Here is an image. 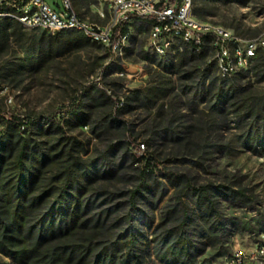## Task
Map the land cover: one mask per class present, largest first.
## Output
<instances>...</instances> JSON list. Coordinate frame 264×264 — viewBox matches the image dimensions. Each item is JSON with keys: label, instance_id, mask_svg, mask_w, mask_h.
<instances>
[{"label": "rangeland", "instance_id": "obj_1", "mask_svg": "<svg viewBox=\"0 0 264 264\" xmlns=\"http://www.w3.org/2000/svg\"><path fill=\"white\" fill-rule=\"evenodd\" d=\"M47 2L54 6L52 0ZM194 6L203 10L206 21L225 26L242 38L264 36V0H194ZM77 8L90 21L103 23L97 15V10H102L97 0L78 1ZM44 31L59 32L22 27L6 44L3 59L22 57ZM148 33L147 25L141 22L129 28L125 48L130 52L124 50L123 59L107 55L103 46L59 57L45 53L42 64L26 69L22 76L0 79V134L8 120L20 118L21 134L52 160L44 169L46 177L67 166L70 152L81 156L91 176L88 192L107 190L109 203L121 204V214L132 210L130 191L138 186L140 173L152 159L154 165L149 169L154 175L148 176L157 182L159 191L148 201H139L136 206L140 211L134 212L145 213L151 220V225L135 221L143 248L151 254L147 264H163L154 255V237L161 232L157 225L169 201L192 205L191 213L197 211L194 202L180 200L179 188L169 181V174L183 175L184 182L194 187L214 184L243 189L249 198L245 201L216 195L225 227L219 233L221 243L215 247L201 243L197 264H264V254H259L264 247V143H254L253 147L245 143L249 135L263 137L264 123L254 129L251 116L239 119L249 114L253 98L264 101V72L258 77L250 73L239 78L241 99L221 113L212 109L214 91L210 93L208 84L207 89H197L196 85L213 58L205 66L195 60L179 69L175 65L169 72L163 67L166 64L153 65L140 54L141 49L153 54L147 44ZM112 61L122 70L107 75L105 69ZM138 66L143 67L142 72ZM189 71L193 76L183 78ZM220 78L215 67L210 80L218 79V85ZM184 86L192 90L182 91ZM138 92L141 99L132 100ZM94 96H100V101L93 103ZM187 126L194 127L190 136L195 142L189 148L165 137L169 127L183 130ZM194 144L199 150L191 148ZM107 168L118 169L112 179L103 176ZM0 264L15 263L0 254Z\"/></svg>", "mask_w": 264, "mask_h": 264}, {"label": "trees", "instance_id": "obj_2", "mask_svg": "<svg viewBox=\"0 0 264 264\" xmlns=\"http://www.w3.org/2000/svg\"><path fill=\"white\" fill-rule=\"evenodd\" d=\"M78 1L85 0H74V6L81 17H86L77 8ZM2 11L15 10L5 8ZM194 14L205 20L203 10L194 8ZM139 22L146 24L149 30L153 23L148 18L135 21ZM22 27L17 19H0V43L3 45L0 47V79L15 80L22 76L26 69L42 64L41 56L45 53L59 57L88 47L103 46L85 38L76 30H62L54 34L44 31L38 43L26 49L22 57H14L13 61L3 59L6 44L12 36H18ZM128 33L129 28L123 26L121 34ZM105 49L107 55L113 58L114 53L107 47ZM124 50L126 53L130 52L128 48ZM140 54L153 65L166 64L163 67L169 72H172L175 65L179 69L195 60H200L202 66H205L212 58L208 48H199L197 45L183 46L182 50L163 58L154 53L148 54L143 49ZM215 67L212 59L202 70V75L199 74L196 88L204 89L208 84L210 93L214 91L215 102L212 109L224 113L227 105H233L234 100L238 102L241 99L242 90L238 79L246 75L240 73L232 78H220V84L217 85L218 79L210 80ZM121 70L112 61L105 72L108 75ZM262 72L264 61L259 59L252 73L258 77ZM192 74L193 71H189L183 78L187 79ZM181 89L192 90L188 86ZM137 99H141L140 92L133 95L132 100ZM93 101L99 102L100 96H94ZM250 102L249 114L240 116L239 119L244 121L251 116V127L257 128L259 123H264V101L253 98ZM236 110L240 111L241 107L238 106ZM19 121L20 118L8 120L5 131L0 134V254L15 264H145L151 259L149 250L143 248L142 233L135 223L139 219L151 225V220L145 213L134 212L140 211L136 206L139 201H148V197H154L159 191L157 182L150 181L148 176L154 175L153 170L149 169L154 165L152 159L148 161L147 170L140 173L138 186L130 191L129 203L132 210L121 214V204H110V198L105 196L107 190H98L92 194L88 192L91 176L87 173V167H83L81 156L75 157L70 152L67 166L46 177L44 169L52 160L21 134ZM192 128L194 127L187 126L183 130H177L169 127L165 137L173 142H184L189 148L195 142L190 136ZM245 143L249 147H253L254 143H264V135H249ZM194 145L191 148L199 150V146ZM143 147L145 148V144ZM117 172L118 169L107 168L103 176L112 179ZM167 177L179 188L181 201L187 199L194 202L197 211L193 213L197 217L192 216V205L173 203L170 200L157 225L161 232L154 237V255L163 264H197L201 243L213 247L221 243L219 233L225 227L218 213L216 195L224 194L230 200L245 201L249 198L243 189L214 184L194 187L184 182L187 179L183 175L169 174ZM83 178L87 184L83 182Z\"/></svg>", "mask_w": 264, "mask_h": 264}, {"label": "built area", "instance_id": "obj_3", "mask_svg": "<svg viewBox=\"0 0 264 264\" xmlns=\"http://www.w3.org/2000/svg\"><path fill=\"white\" fill-rule=\"evenodd\" d=\"M52 1L54 6L47 0H0V19H17L28 29L76 30L123 59L129 33L122 35V27L131 28L136 20L148 18L153 23L147 44L161 58L183 46L208 48L223 78L250 74L257 60L264 61V36L245 39L225 26L199 19L194 14V0H97L102 6L97 15L103 23L81 17L74 0ZM5 8L15 11L3 12ZM138 69L143 71L142 66ZM259 254H264L263 246Z\"/></svg>", "mask_w": 264, "mask_h": 264}]
</instances>
